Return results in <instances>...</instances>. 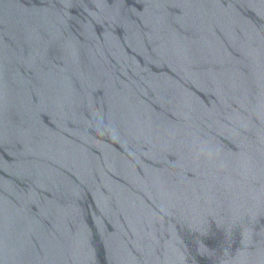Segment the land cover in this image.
Instances as JSON below:
<instances>
[{"label":"water","instance_id":"water-1","mask_svg":"<svg viewBox=\"0 0 264 264\" xmlns=\"http://www.w3.org/2000/svg\"><path fill=\"white\" fill-rule=\"evenodd\" d=\"M0 264H264V0H0Z\"/></svg>","mask_w":264,"mask_h":264}]
</instances>
